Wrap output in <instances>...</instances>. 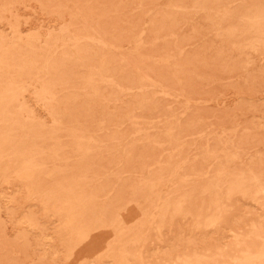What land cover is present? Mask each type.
I'll return each mask as SVG.
<instances>
[{
    "label": "rangeland",
    "instance_id": "1",
    "mask_svg": "<svg viewBox=\"0 0 264 264\" xmlns=\"http://www.w3.org/2000/svg\"><path fill=\"white\" fill-rule=\"evenodd\" d=\"M0 264H264V0H0Z\"/></svg>",
    "mask_w": 264,
    "mask_h": 264
},
{
    "label": "bare ground",
    "instance_id": "2",
    "mask_svg": "<svg viewBox=\"0 0 264 264\" xmlns=\"http://www.w3.org/2000/svg\"><path fill=\"white\" fill-rule=\"evenodd\" d=\"M92 41V40H91ZM104 48H105V46H104ZM27 172V171H26ZM28 175V174H27ZM26 175H24V177H25ZM21 178H22V176H20ZM20 179V178H19ZM23 179V178H22ZM21 179V180H22ZM239 187V186H238ZM67 208V207H66ZM72 217V216H71ZM70 221V220H69ZM73 221V220H72ZM68 224H72V222H69ZM75 235V234H74ZM76 237V236H75ZM79 237V236H78ZM83 238V237H82ZM124 251V250H123ZM110 257V256H109Z\"/></svg>",
    "mask_w": 264,
    "mask_h": 264
}]
</instances>
